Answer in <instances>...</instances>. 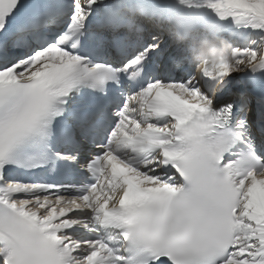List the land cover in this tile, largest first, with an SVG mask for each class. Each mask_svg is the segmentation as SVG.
Returning a JSON list of instances; mask_svg holds the SVG:
<instances>
[{"label": "bare ground", "instance_id": "bare-ground-1", "mask_svg": "<svg viewBox=\"0 0 264 264\" xmlns=\"http://www.w3.org/2000/svg\"><path fill=\"white\" fill-rule=\"evenodd\" d=\"M206 1L201 0L200 2L194 3V5L198 6L200 10L204 9V14L209 13L215 10H221V15H228L229 18L226 21L238 28H244V32L247 33L248 38L251 43L241 44L239 42H231L230 49L226 52V54H222L223 58L221 61L224 63L222 68V80H226L229 76L234 77L242 71H246V69L251 66L255 61L262 59L264 61V43L260 44L259 33L263 32L264 29V4H260V7L253 5L250 1L253 0H213ZM257 1V0H256ZM215 14V13H214ZM213 14V15H214ZM263 19V22H259V19ZM260 19V20H261ZM248 21L249 26L244 27V24ZM256 21V22H255ZM255 22V24H252ZM239 39L242 40L243 34L238 32ZM237 47L236 49H234ZM257 49L258 53L255 51ZM229 52V53H228ZM220 60V59H219ZM41 61L32 62V65L24 68V72L30 71L36 68L37 65H40ZM217 65L215 62H206V67L213 68V66ZM204 65L200 66V69H203ZM215 69V68H213ZM217 70V68H216ZM238 78V77H237ZM221 80V81H222ZM224 82V81H223ZM223 86H227V84H223ZM76 238V237H74ZM78 239V236H77ZM239 264H253L254 257L246 255L242 258L235 260ZM257 263L264 264V258L261 260H257Z\"/></svg>", "mask_w": 264, "mask_h": 264}, {"label": "rangeland", "instance_id": "rangeland-1", "mask_svg": "<svg viewBox=\"0 0 264 264\" xmlns=\"http://www.w3.org/2000/svg\"><path fill=\"white\" fill-rule=\"evenodd\" d=\"M253 5H255V6H258V7H260V4H264V0H253V1H250ZM259 19V22H263V19H261V18H258ZM261 19V20H260ZM256 22V21H255ZM255 22H252L251 23V25L252 24H255ZM249 24L250 23H248V21L244 24V27H251V26H249ZM259 40L261 41V43L260 44H262V43H264V29H263V32H261V33H259Z\"/></svg>", "mask_w": 264, "mask_h": 264}]
</instances>
